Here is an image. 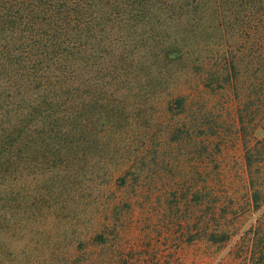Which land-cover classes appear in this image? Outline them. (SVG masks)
<instances>
[{"label": "rangeland", "instance_id": "374dc122", "mask_svg": "<svg viewBox=\"0 0 264 264\" xmlns=\"http://www.w3.org/2000/svg\"><path fill=\"white\" fill-rule=\"evenodd\" d=\"M156 15L121 45L137 67L81 90L80 147L32 154L28 189L2 220L0 264H257L243 136L226 109L221 138H207L202 123L190 129L204 102L182 111L171 98L197 80L222 27L176 9ZM212 170L225 192L215 212L191 192Z\"/></svg>", "mask_w": 264, "mask_h": 264}, {"label": "trees", "instance_id": "16d2710c", "mask_svg": "<svg viewBox=\"0 0 264 264\" xmlns=\"http://www.w3.org/2000/svg\"><path fill=\"white\" fill-rule=\"evenodd\" d=\"M175 9L222 27V44L197 64V80L171 98L182 111L204 102L190 114V129L202 123L207 138H221L226 109L243 136L245 201L257 213L245 231L256 240L250 257L264 264V0H0V228H10L2 220L16 212L17 189H28L32 154L80 147L81 90L112 85L127 66L136 68L124 64L121 45L157 21V11ZM217 96L223 105H214ZM207 175L191 192L197 201L208 196L215 212L225 192L218 172Z\"/></svg>", "mask_w": 264, "mask_h": 264}]
</instances>
